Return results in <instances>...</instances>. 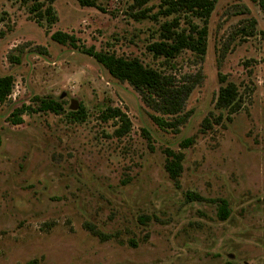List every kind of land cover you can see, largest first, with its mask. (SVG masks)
Segmentation results:
<instances>
[{
	"label": "rangeland",
	"instance_id": "obj_1",
	"mask_svg": "<svg viewBox=\"0 0 264 264\" xmlns=\"http://www.w3.org/2000/svg\"><path fill=\"white\" fill-rule=\"evenodd\" d=\"M97 2L54 0L48 26L0 0V76L13 79L0 101V264H264V8L216 0L205 53L165 59L148 45L173 15L137 20L133 0ZM57 30L157 70L181 107L168 112ZM228 83L233 103L219 106ZM43 97L61 109L14 120Z\"/></svg>",
	"mask_w": 264,
	"mask_h": 264
},
{
	"label": "trees",
	"instance_id": "obj_2",
	"mask_svg": "<svg viewBox=\"0 0 264 264\" xmlns=\"http://www.w3.org/2000/svg\"><path fill=\"white\" fill-rule=\"evenodd\" d=\"M28 4L29 14L36 19L37 22L44 20L48 26L55 22L56 15L52 9V2L54 0H21ZM150 0H133V17L137 20L144 18H153L157 20L158 14L164 16L173 15L172 19L164 21L160 24V40L154 41L148 45V50L154 56H162L165 59L175 58L183 49H190L196 54L202 55L206 49V35H207V22L209 16L214 8L216 0H158L159 10L151 13L150 7L145 4ZM259 5L264 8V0H257ZM80 5L98 6L97 0H77ZM101 8V7H100ZM179 14L186 16L187 25L180 26ZM192 18L200 21L194 23ZM51 38L59 43H67L73 47L80 49L83 53L92 56L96 61L103 65L112 75L119 79L128 81L136 89L146 91V94L151 97V100H161L164 105H167L172 110L168 112H176L181 107L184 98L178 99V87H168L163 82L165 76L157 70L144 66L137 58H124L116 56L113 53L96 50L93 46L85 47L84 45H77L76 39L73 35L66 32L54 31L51 33ZM13 79L10 75L0 76V101L4 100L11 90ZM234 86L228 83L226 86L219 90L217 104L219 106H229L233 103ZM61 105L58 101L51 97H43L38 99L35 107L31 105L22 104L20 107L15 108L13 111V118L17 122H21V113L32 112L34 110H56L59 111ZM113 115L121 118L122 121L126 119L124 113L119 109L113 111ZM83 115L79 114V118ZM161 121V119H157ZM189 139H185L184 143ZM180 153L173 154L175 159L173 162L180 161ZM171 162V163H173ZM169 171L174 174L179 170V162L175 168L169 167ZM176 170V171H175ZM177 173H175L176 175ZM197 195H193V197ZM229 210L227 203L224 199H220L218 207V217L225 219L228 216Z\"/></svg>",
	"mask_w": 264,
	"mask_h": 264
}]
</instances>
